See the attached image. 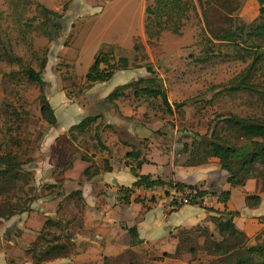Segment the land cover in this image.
Wrapping results in <instances>:
<instances>
[{"label":"rangeland","instance_id":"374dc122","mask_svg":"<svg viewBox=\"0 0 264 264\" xmlns=\"http://www.w3.org/2000/svg\"><path fill=\"white\" fill-rule=\"evenodd\" d=\"M155 1L0 0V153L9 137H21L23 151L29 148L28 155L23 152V160L29 156L33 160L31 164L25 161L24 167L31 171L33 178L23 179L19 186L17 184L0 195L1 213H7L8 206L2 203L6 198L15 205L20 199L45 193L39 191L35 170L44 166L45 154L50 155V163L59 167L64 164V157L69 159L74 154L80 157L82 153L94 152V128L75 141L73 147L68 146L66 134L61 136L58 144L67 145V150L60 156L55 151L57 144L51 151L46 146L58 131L69 133L70 124L78 123L87 115L104 116L103 123L111 125V128H105L108 134L129 131L131 136H125L126 139L131 143L139 141L138 149L146 155L152 151L149 145L155 144L154 147L163 153L183 154L181 161L190 153L184 149V144L191 149L193 140L211 134L220 115H264L261 102L253 105L254 101L247 94L229 95L223 91L244 71L249 61L245 63L236 58L234 45L209 42L207 21L199 1L183 0L195 7L189 11L188 18L182 20L178 34L166 30L150 41L145 32V10L153 7ZM202 1L207 3L209 0ZM214 5L223 13L220 16L215 10L209 12L214 27L229 26L223 16L236 18L247 25L258 24L256 19L261 7L258 0H223ZM42 7L62 15L57 20L61 29L52 40L47 34L49 28L43 26ZM205 8L209 9L208 6ZM31 19L35 20L32 22ZM5 49L36 71L40 70L42 60L47 59L42 72L44 85L32 84L24 75L18 74L20 67L8 60ZM99 51L111 52L117 61L127 58L129 68L118 70L112 80L88 90L85 76ZM147 65L152 66L155 75L148 73ZM152 76L158 77L171 104L185 102L179 111L174 106V115L165 111L162 100L137 98L132 91L116 104L103 103L115 87ZM42 96L48 98L59 116L60 122L55 127L42 119ZM14 111L20 114L19 119H14ZM66 118L69 119L64 126ZM39 175L43 177V172ZM3 187L8 189L10 184ZM33 188L35 190L31 192ZM72 190L68 186L65 192L69 194ZM207 251L209 249L204 245L200 250L201 260L213 259Z\"/></svg>","mask_w":264,"mask_h":264},{"label":"trees","instance_id":"16d2710c","mask_svg":"<svg viewBox=\"0 0 264 264\" xmlns=\"http://www.w3.org/2000/svg\"><path fill=\"white\" fill-rule=\"evenodd\" d=\"M198 1L204 18L207 21L209 42L213 43L217 41L234 45L236 47V58L245 63L249 61L244 71L234 77L229 82V87L223 91L229 95L244 93L252 98V101H254L253 105L257 104L255 103L257 101L264 104V0H258L261 6L259 17L256 19L258 24L247 25L239 22L236 18L232 19L223 16V19L229 22V26L227 27H214L210 20L209 12L213 10L217 11L220 16L223 15L214 5L223 0H209L207 3L202 0ZM206 6L209 9H206ZM194 7V4L191 2L183 0H156L153 7L149 6L145 10L147 14L145 32L149 40L151 41L159 37L166 30H171L175 34H178L182 20L188 18L189 11ZM42 13L45 16L43 26L49 28L47 34L52 40L61 29L60 23L57 20L62 15L45 7H42ZM163 18H166L164 22L161 21ZM34 20L31 19L32 22ZM173 21L175 23L171 26ZM136 48L138 49V47ZM4 54L8 60L20 67L21 72L18 74L24 75L28 79V82L41 87L44 85L42 72L46 67L47 59L42 60L40 70L36 71L33 67L25 64L22 58L9 54L7 49H5ZM110 54L111 52L99 51L94 63L90 66L85 76L87 82L86 89L89 90L96 84L107 83L112 80L118 70H127L129 68V60L127 58L122 57L117 61ZM146 67L148 73L151 75L156 74L152 66L147 65ZM158 80V77L152 76L119 85L104 98V102L115 104L120 99L126 98L128 92L132 91L137 98L144 97L146 100H162L165 111L170 115H174V106L177 109L176 111H179L185 105V102L175 105L171 104L166 91L159 84ZM40 102L42 119L49 126L55 127L58 124V118L51 102H49L46 96H42ZM13 117L14 119H19L21 116L17 111H14ZM102 127L111 128V125L103 123L101 114L85 116L78 123L71 126L68 133V146L73 147V142L78 141L91 128H94L98 142L103 148H106L98 136ZM9 130L11 131V129ZM18 130H20L19 127ZM20 138L11 136L8 142L3 147L1 146V148H4V151L0 153V195L7 193L11 187H15L18 183L20 184L23 179L28 180L29 178H33L31 171L24 168L26 164H31L33 160L30 156L28 159L23 160V152L26 150L23 151L24 142L22 143ZM184 149H188L187 151L190 152L184 161V166L204 168L215 160L228 173L227 182L232 189L244 188L249 180H257L261 183L262 190L264 191V115L246 117L237 114L229 116L220 115L211 134L203 135L199 140H193L191 149L190 146L188 148L184 144ZM66 150L67 145L57 144L56 153H59V156ZM28 151L25 152L27 155ZM143 154V150L138 148H132V151L126 154L128 160H126L125 164L130 167L132 174L138 179L134 187L176 186L183 189L194 186L184 185L179 182H166L160 178L154 179L151 175H142V166L147 161L146 157H143ZM64 159V164L59 165V168L67 170L73 166L76 155L69 156V159L64 157ZM80 159L90 163L83 171V175L87 180L99 174V167H96L87 154L81 155ZM103 170L109 171L111 168L105 166ZM6 184H10L8 189H4L3 187ZM56 187V185H46L43 190L48 191L50 194L54 193ZM34 190L33 188L30 191ZM120 192L123 193L127 200L133 197L132 188H121ZM205 193L218 196L219 204L223 205V210L206 208L207 210L216 212L218 215L210 218V223L214 226L213 230H211L209 225L198 226L191 230H180L182 234L186 235L184 238L196 241L200 238H205L207 241L214 239L216 241L213 250L215 254L214 264H264V245L249 246L247 236L234 223V219L239 215V212L229 209L228 204L231 198V190L211 192L206 189L205 192L199 193L194 199H191L188 205L197 206V198ZM38 198V195H34L27 197L26 200L20 199L15 205H12L9 198H6L2 203H6V206H8L7 213L4 215L0 210V218L9 220L13 216L28 212L32 203ZM66 199L75 200V208L78 212H82L84 204L81 190L73 191ZM245 199L246 205L250 208L257 207L261 202L260 196L249 195L247 193ZM135 200L143 203L147 202L139 198H135ZM153 202L151 201V203ZM182 206L177 205L171 211H176ZM62 221L49 218L45 222L42 230L39 232L38 240L34 242L32 248L28 251L33 252L35 264H40L47 256L64 249V244L58 243L63 239V236L57 233L52 238L50 232L53 229L62 230ZM130 232H132V236H135L133 232L136 233V229H130Z\"/></svg>","mask_w":264,"mask_h":264},{"label":"crops","instance_id":"0c3cea01","mask_svg":"<svg viewBox=\"0 0 264 264\" xmlns=\"http://www.w3.org/2000/svg\"><path fill=\"white\" fill-rule=\"evenodd\" d=\"M56 116L59 124V116ZM69 118L64 120V126L68 119L71 120ZM61 131L48 141L46 146L50 151L61 136L66 134L69 138L67 130ZM95 135L94 152L88 156L100 172L89 180L83 171L90 163L81 160V156H76L73 166L64 170L50 163V155L45 154L44 166L35 169L36 184L40 186V192L45 185L57 187L50 194L44 190L45 193L32 203L28 212L9 220L0 218V264H35L33 252L28 251L38 240L39 232L49 218L63 220L62 230L50 232L52 238L57 233L61 234L63 239L58 243L65 247L47 256L40 264H214L216 241L185 239L186 235L180 230L203 225H209L213 230L210 218L218 216L217 213L196 205L168 211L159 202L143 203L136 201L135 197L127 200L120 189L134 187L138 179L125 164L128 160L126 154L131 148H138L140 143L126 139L125 136H131L129 131L108 134L102 127L98 136L106 147L103 148ZM154 146L150 144L152 151L143 154L147 161L142 166V175L184 185L201 184L211 192L231 190L228 206L230 210L239 212L234 219L236 227L245 233L249 246L264 245V191L259 181L249 180L244 188L232 189L227 182L228 173L217 161L204 168L186 167V157L181 161L183 154L163 153ZM105 166L111 170L104 171ZM40 172H43V177ZM68 186L73 189L70 193L82 191L84 207L81 213L75 208V200L66 199L70 194L65 192ZM246 193L260 196V204L255 208L248 207ZM214 209L223 210V205L217 204ZM134 228L136 233L133 232L135 236H132L130 229ZM204 245L209 249L207 254L213 258L210 261L200 259Z\"/></svg>","mask_w":264,"mask_h":264},{"label":"built area","instance_id":"2783aa9c","mask_svg":"<svg viewBox=\"0 0 264 264\" xmlns=\"http://www.w3.org/2000/svg\"><path fill=\"white\" fill-rule=\"evenodd\" d=\"M133 197L143 199L145 201L159 202L171 211L175 206L188 205L191 199H194L199 193L205 192L203 185H194L193 187H185L180 189L176 186H156L151 188L132 187ZM197 206L208 209L214 208L219 204V197L210 193H205L197 198Z\"/></svg>","mask_w":264,"mask_h":264}]
</instances>
